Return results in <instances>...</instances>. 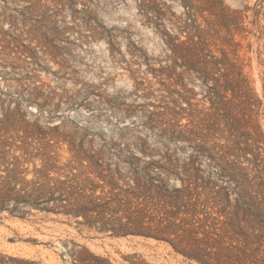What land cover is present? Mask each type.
Masks as SVG:
<instances>
[{
	"label": "trees",
	"instance_id": "1",
	"mask_svg": "<svg viewBox=\"0 0 264 264\" xmlns=\"http://www.w3.org/2000/svg\"><path fill=\"white\" fill-rule=\"evenodd\" d=\"M22 1L24 28L31 15L37 27L49 23L56 29L68 12L69 29L77 30L79 40L104 39L120 55L114 36L93 14L96 0ZM177 2L179 15L163 0H135L165 53L150 59L137 52L132 63L143 64L145 73L138 72L133 92L105 98L84 89L98 105L82 107L91 115L107 113L119 126L116 139L71 119L42 129L18 104L5 107L0 92V216H52L115 237L154 240L190 264H264V132L257 120L262 103L245 72L241 44L227 39L228 50L217 45L222 29L232 36L245 32L244 15L222 0ZM16 23L12 18L14 30ZM6 37L0 48L17 50L16 36ZM146 73L156 88L143 78ZM32 91L41 97L28 104L49 120L57 118L47 110L56 94ZM64 247L63 264H115L73 241ZM0 264L42 263L0 252Z\"/></svg>",
	"mask_w": 264,
	"mask_h": 264
},
{
	"label": "rangeland",
	"instance_id": "2",
	"mask_svg": "<svg viewBox=\"0 0 264 264\" xmlns=\"http://www.w3.org/2000/svg\"><path fill=\"white\" fill-rule=\"evenodd\" d=\"M163 1L175 14L183 12L177 0ZM222 2L229 10L244 15L245 32L232 36L222 29V42L217 41V45L219 49L228 50L223 42L227 39L241 44L240 56L247 65L245 72L249 75L254 94L262 103L257 120L264 132V0ZM25 6L22 0H0V35L5 36L6 41H9L7 35H15L14 46L17 47L13 51L0 48V92L5 95L4 106L14 109L18 104L21 114H26L30 123L38 120L42 129L71 119L86 131L103 135L106 139H116L119 126L108 118L107 113L96 111L91 115L82 107L89 104V109L94 110L98 105L92 96L85 97L84 89L100 93L105 98L133 92L134 79L141 77L138 72L145 73L143 64L139 63L140 67H137L132 63L138 62L135 58L137 52L140 50L150 59H158L165 53L156 29L145 24L138 14L135 0H96L95 7H92L93 14L114 36L113 45L120 53L118 55L111 52L104 39L79 40L77 30L69 29L72 25L68 12L56 29L49 23L46 28L37 27L31 15L24 28V19L19 13L24 11ZM12 18L17 22L16 30L11 26ZM80 32L85 34L84 31ZM129 70L133 72L132 75ZM143 78L154 88L157 87L151 75L146 73ZM37 87L56 94V97H50L47 110H53L51 116L57 118L49 120L44 111L38 110L34 104H28L41 97H34L36 92L32 90ZM194 91L199 99L200 88L196 86ZM59 95L62 96L60 102ZM67 97L72 98L69 104L64 103ZM133 100L132 97L127 99L128 102ZM53 105L58 107L54 108ZM132 120L140 121L135 116ZM129 121L126 119L125 123L119 125H126ZM62 158L65 162L69 158L68 153H62ZM34 163L38 164L37 161ZM69 241L83 245L115 264H128V260H142L144 264H190L166 245L154 240L115 237L69 226L63 219L52 216L27 220L0 216V252L5 254L42 264H63L59 253L65 250L64 244Z\"/></svg>",
	"mask_w": 264,
	"mask_h": 264
}]
</instances>
